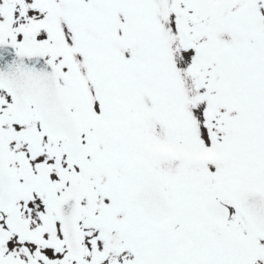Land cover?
I'll return each mask as SVG.
<instances>
[{
    "label": "snow or ice",
    "instance_id": "snow-or-ice-1",
    "mask_svg": "<svg viewBox=\"0 0 264 264\" xmlns=\"http://www.w3.org/2000/svg\"><path fill=\"white\" fill-rule=\"evenodd\" d=\"M0 264H264V0H0Z\"/></svg>",
    "mask_w": 264,
    "mask_h": 264
}]
</instances>
